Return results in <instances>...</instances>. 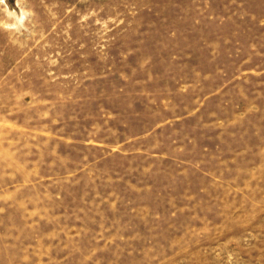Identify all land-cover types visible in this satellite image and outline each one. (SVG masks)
Masks as SVG:
<instances>
[{
	"label": "rangeland",
	"instance_id": "374dc122",
	"mask_svg": "<svg viewBox=\"0 0 264 264\" xmlns=\"http://www.w3.org/2000/svg\"><path fill=\"white\" fill-rule=\"evenodd\" d=\"M0 264H264V0H0Z\"/></svg>",
	"mask_w": 264,
	"mask_h": 264
}]
</instances>
